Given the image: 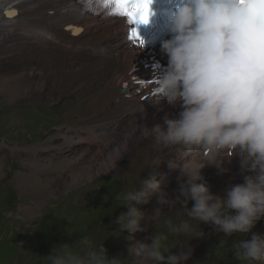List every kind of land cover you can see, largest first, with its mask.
<instances>
[{
  "label": "clouds",
  "instance_id": "1",
  "mask_svg": "<svg viewBox=\"0 0 264 264\" xmlns=\"http://www.w3.org/2000/svg\"><path fill=\"white\" fill-rule=\"evenodd\" d=\"M153 2L142 23L155 14ZM168 22L171 38L162 42L168 66L157 78L153 96L170 104L179 102L183 110L178 118H165L164 125L151 129L140 125L138 130L144 139L151 138L155 151L174 148L182 163L167 162L187 180L180 196L167 199L165 181L157 180L161 163L142 180V190L117 194L116 200L125 201L122 205L129 211L115 221L120 230L113 233L144 230L141 221L147 219L146 213L137 205L155 195L160 205L181 207L175 221H165L166 231L157 230L151 243L130 248L146 264H187L194 252L190 244L174 254L167 241L170 235L182 234L191 240L204 238L201 223L227 238L251 234L250 239L232 242L234 257L264 264V237L253 232L264 219V0H179ZM234 155L240 156L243 171L250 174L243 183L214 194L202 182V169L207 163L208 168L214 165L226 172L224 163ZM190 200L195 203L189 210ZM163 214L160 207L151 212L157 221ZM46 257L49 264H125L126 259L109 257L104 242L84 234L74 244L55 246Z\"/></svg>",
  "mask_w": 264,
  "mask_h": 264
},
{
  "label": "rangeland",
  "instance_id": "2",
  "mask_svg": "<svg viewBox=\"0 0 264 264\" xmlns=\"http://www.w3.org/2000/svg\"><path fill=\"white\" fill-rule=\"evenodd\" d=\"M23 44L17 43L16 51L11 54V50L0 43V73L20 72L32 65H39L46 74L49 67L45 65V54L42 57V51L32 43ZM60 67L65 70L63 64L53 66L52 70H59ZM63 73L49 78L47 85L45 83L41 90L25 92L15 100L0 93V251L4 254L0 264H7L5 258L9 261L15 253L16 258L8 264H49L46 256L51 255L55 246L74 244L82 234L96 242L118 243V254L109 249V257L124 256L130 264H145L140 256L130 253V248L151 243L150 238L157 230L166 231L165 221L169 218L175 221L181 205L171 208L160 205L153 195L148 203L137 205L146 213L147 219L141 221V228L144 230L134 234L124 231L116 235L113 232H118L120 226L115 221L121 214L129 211L126 205H123L124 208L118 207L125 201H117L116 195L142 190V180L148 178L162 163L157 169V180L165 181L167 199L170 198V191H176L173 198H170L176 199L180 196L181 184L186 182L187 177H182L179 169L171 167L167 161L179 164L182 159L172 146L157 152L152 148L151 138L131 137V120L118 113L120 97H116L110 104L101 101L102 84L96 81V77L87 78L84 85H81L83 77ZM104 73L110 76L106 69L101 70L98 75ZM148 104L149 99L142 105ZM111 122L114 125L116 122L120 123L123 129L129 128L120 133L115 146L109 145L112 151L127 148L119 169L99 174L92 170L95 175L73 187L68 185L72 181L70 177L67 179L68 184L60 180L55 182L52 178L55 173L45 171L49 172L58 160L61 163L65 161L62 153L67 156V153L74 150L78 152L81 148L78 145L74 146V150L71 148L60 152L59 149L65 143L62 139L65 136L60 135L62 131L73 137L77 135L70 132L69 128L79 130L92 124L113 125ZM39 161L40 164H37ZM224 167L227 171L223 173L215 166L202 173V182L214 194H221L230 186L243 183L245 175L250 174L243 171L241 162L237 168L231 165ZM66 169L71 171L67 166ZM81 170L84 174L87 171H79ZM181 179L182 182L178 185ZM117 187L118 190L114 193ZM109 197L116 207L109 204L102 208ZM194 203L188 201L189 210ZM157 207L164 212L158 221L152 219L151 215ZM200 227L205 232L204 238L191 240V236L187 234L170 235L167 241L169 249L175 254L180 251V247L189 243L194 252L187 264H195L196 261L197 264H221L222 260L224 264L228 255L225 264H252L250 261L235 259L231 247L236 239H250L251 234L243 236L234 233L227 238L223 233L216 232L210 224L201 223ZM253 232L264 237V219L256 224ZM9 242L13 243L9 245ZM9 246H15L19 250L14 252Z\"/></svg>",
  "mask_w": 264,
  "mask_h": 264
},
{
  "label": "bare ground",
  "instance_id": "3",
  "mask_svg": "<svg viewBox=\"0 0 264 264\" xmlns=\"http://www.w3.org/2000/svg\"><path fill=\"white\" fill-rule=\"evenodd\" d=\"M10 8L15 10L7 14L5 11ZM131 38V35L127 37L124 20L92 17L83 11L78 0H0V43L7 50H11V54L16 51L17 43H32L42 51V57L45 54V65L49 67L46 74L39 65H32L20 72L0 73V93L10 100H15L25 92L41 90L45 83L47 85L49 78L63 71L65 72L63 74L73 73L83 77L81 85H84L87 78L96 77V81L102 84L101 101L110 104L116 97H120L118 113L131 120L132 124L129 127L131 137L142 136V130H138L140 125H146L151 129L164 123L159 118L151 99L147 106H143V102L146 101L143 98L144 93L139 95L136 87L132 85L127 87L131 78L130 72L135 68L139 56L128 44ZM60 64L64 65L65 70L61 67L59 70H52L53 66L58 67ZM103 69L110 72L109 77L106 73L98 75ZM124 89L126 91L121 95L120 90ZM108 94L111 96L108 97ZM144 117L145 120L142 121ZM112 124H92L79 130L69 128L70 132L77 135L73 137L62 131L60 135L65 136L62 138L65 143L59 151L71 148L74 150V146L80 145V152L74 150L67 153V156L62 153L65 161L61 163L58 160L49 172L45 171L55 173V176H52L55 182L60 180L68 184L67 179L70 177L72 181L68 185L73 187L95 175L92 170L96 174L98 171L99 174L119 169L122 165L120 155H124L127 148L112 151L109 145L115 146L120 133L129 128L123 129L118 122ZM240 162V156L234 155L230 161H225L224 166L231 165L237 168ZM66 166L71 171H67ZM206 168L207 163L202 173ZM80 169L87 171L84 174L83 170L79 171ZM181 182L182 179L178 185ZM174 193L176 194V191L169 192L171 199Z\"/></svg>",
  "mask_w": 264,
  "mask_h": 264
},
{
  "label": "snow or ice",
  "instance_id": "4",
  "mask_svg": "<svg viewBox=\"0 0 264 264\" xmlns=\"http://www.w3.org/2000/svg\"><path fill=\"white\" fill-rule=\"evenodd\" d=\"M98 2L105 8L111 6L110 14L112 15L127 16L131 20H135L137 24L147 20L150 0H98ZM131 37L138 39L139 32L133 31ZM140 43L142 44L143 41ZM134 78L136 77L134 76ZM139 83H144V81L140 80Z\"/></svg>",
  "mask_w": 264,
  "mask_h": 264
},
{
  "label": "trees",
  "instance_id": "5",
  "mask_svg": "<svg viewBox=\"0 0 264 264\" xmlns=\"http://www.w3.org/2000/svg\"><path fill=\"white\" fill-rule=\"evenodd\" d=\"M117 190H118V187L117 188H115V191H114V193H116L117 192ZM120 202H124L123 200H119ZM110 204V206H115L116 207V204L115 203H113V201L111 200V197H109V201L107 202V203H105L103 206H102V208L105 206V205H109ZM119 208H124V206L122 205V203L118 206ZM114 211L115 210H117V209H113ZM10 243H13V242H9V245H10ZM4 246V245H3ZM5 247V246H4ZM11 249L10 250H12V251H16V249L17 250H19V248H17V247H11V246H9ZM104 247L105 248H107V250H109V249H111L112 251L113 250H115L114 251V253L115 254H118V249H120L119 248V245H118V243H116V244H114L113 242H110V241H106V244H104ZM16 255H17V253H15L13 256H11V258H10V260L8 261L7 260V258H5V260H6V262H7V264L8 263H12L13 262V260L16 258ZM115 256V255H114ZM216 256V255H215ZM214 256V257H215ZM218 256V255H217ZM229 256V255H228ZM228 256L225 258V260H224V264H225V261H226V259L228 258ZM3 257H4V254L2 253V250L0 251V259L2 260L3 259ZM220 257V259L222 260V257L221 256H219ZM117 258V257H116ZM123 258H124V256H123ZM125 264H130V262L128 261V260H126L125 259ZM223 263V260L221 261V264Z\"/></svg>",
  "mask_w": 264,
  "mask_h": 264
},
{
  "label": "water",
  "instance_id": "6",
  "mask_svg": "<svg viewBox=\"0 0 264 264\" xmlns=\"http://www.w3.org/2000/svg\"><path fill=\"white\" fill-rule=\"evenodd\" d=\"M11 9V8H10ZM11 11H14V10H9V9H7L5 12L8 14V13H10Z\"/></svg>",
  "mask_w": 264,
  "mask_h": 264
}]
</instances>
